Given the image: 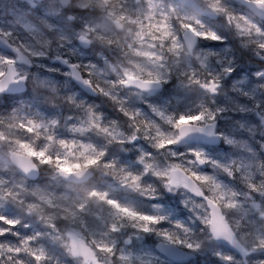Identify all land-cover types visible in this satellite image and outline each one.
Wrapping results in <instances>:
<instances>
[{"label":"clouds","instance_id":"clouds-1","mask_svg":"<svg viewBox=\"0 0 264 264\" xmlns=\"http://www.w3.org/2000/svg\"><path fill=\"white\" fill-rule=\"evenodd\" d=\"M0 264H264V0H0Z\"/></svg>","mask_w":264,"mask_h":264},{"label":"snow or ice","instance_id":"snow-or-ice-1","mask_svg":"<svg viewBox=\"0 0 264 264\" xmlns=\"http://www.w3.org/2000/svg\"><path fill=\"white\" fill-rule=\"evenodd\" d=\"M142 219H151L148 217H143ZM11 223V222H8ZM145 230H147V225H145ZM27 251H30V254L36 261H40L45 259L46 257L44 256L43 250H37V251H31L30 249H25ZM73 254H78V255H84L86 258L90 256V252L87 248H85L82 244H78L77 242H73L72 249ZM8 251L10 253H15L16 255H19L21 252L20 248L12 249L9 248Z\"/></svg>","mask_w":264,"mask_h":264}]
</instances>
